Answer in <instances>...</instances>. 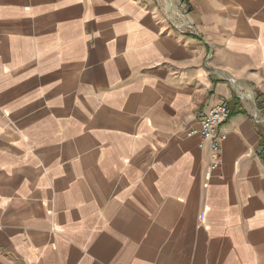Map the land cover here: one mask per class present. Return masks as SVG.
<instances>
[{
	"label": "crops",
	"instance_id": "crops-1",
	"mask_svg": "<svg viewBox=\"0 0 264 264\" xmlns=\"http://www.w3.org/2000/svg\"><path fill=\"white\" fill-rule=\"evenodd\" d=\"M244 94L263 106L264 0H0V264H264Z\"/></svg>",
	"mask_w": 264,
	"mask_h": 264
},
{
	"label": "built area",
	"instance_id": "built-area-1",
	"mask_svg": "<svg viewBox=\"0 0 264 264\" xmlns=\"http://www.w3.org/2000/svg\"><path fill=\"white\" fill-rule=\"evenodd\" d=\"M171 4V3H169ZM168 18L169 21L176 27H178L180 30H187L191 31V33H194V29L192 28V25L190 23H175L170 16L171 11V5L168 7ZM243 98H248L253 101L254 104V118L256 122H259L261 124H264V117H262V114L264 115V103L263 106H261V103L256 101L252 96L244 94L242 96ZM231 112L229 107L225 103H215L213 104L207 112L202 116L201 118V129L198 132L202 138H211L213 142V151L216 154L215 159L211 164V168H215L218 164V158L217 153L219 150V131L221 125L226 122L230 118ZM196 133V131H190V134Z\"/></svg>",
	"mask_w": 264,
	"mask_h": 264
},
{
	"label": "rangeland",
	"instance_id": "rangeland-1",
	"mask_svg": "<svg viewBox=\"0 0 264 264\" xmlns=\"http://www.w3.org/2000/svg\"><path fill=\"white\" fill-rule=\"evenodd\" d=\"M262 117H264V115L262 114Z\"/></svg>",
	"mask_w": 264,
	"mask_h": 264
}]
</instances>
